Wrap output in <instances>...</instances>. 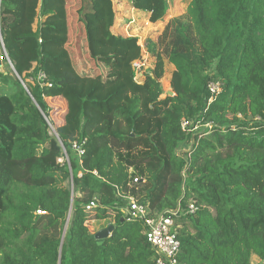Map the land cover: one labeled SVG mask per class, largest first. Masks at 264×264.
Returning <instances> with one entry per match:
<instances>
[{
    "label": "trees",
    "instance_id": "1",
    "mask_svg": "<svg viewBox=\"0 0 264 264\" xmlns=\"http://www.w3.org/2000/svg\"><path fill=\"white\" fill-rule=\"evenodd\" d=\"M138 4L154 23L168 11L167 0ZM111 5L0 0V47L27 86L0 69L14 91L0 90V264H156L144 222L125 218L120 194L150 215L196 204L168 212L180 264L264 260V0H192L149 43L177 70L172 95L150 71L141 93L129 87L122 69L139 39L113 31ZM210 82L222 85L211 102ZM48 99L64 103L57 126ZM184 118L212 128L189 133ZM91 214H114L110 237L95 238Z\"/></svg>",
    "mask_w": 264,
    "mask_h": 264
},
{
    "label": "rangeland",
    "instance_id": "2",
    "mask_svg": "<svg viewBox=\"0 0 264 264\" xmlns=\"http://www.w3.org/2000/svg\"><path fill=\"white\" fill-rule=\"evenodd\" d=\"M111 1V12L114 19L113 31L124 37H137L139 39V48L126 60L129 61V68L125 69L123 66L122 69L123 78L127 81L129 87L132 90L141 93L143 82L140 79V76L143 72L150 71L153 75H156L159 78L165 93L172 92L175 94L179 85L175 66L161 53L160 48H157V52L150 49L149 43L158 42L159 37L164 32L167 25H169L174 19L180 18L186 14L192 0H167V14L161 21L156 23L150 21L149 13L138 4V0ZM0 56L6 58L3 47H0ZM6 61L7 62L3 65L5 74L13 80H19L23 86H26L14 72L12 63L7 58ZM132 72H134V75H131ZM12 87L13 84L7 85L0 78V90L2 92H14ZM246 101L247 99H243L235 103L234 109L239 115H242L240 108L245 105ZM48 105L51 107L50 119L54 121L56 124L55 126H57L62 121L64 103L62 101L48 99ZM144 110L149 114L153 113V107L151 105L149 107L144 106ZM55 126L52 130L56 128ZM207 133H209V131L206 132V134ZM194 142L195 140L192 139L189 143H186L185 145L182 144L181 146L187 148H181V146H179L177 152L183 153L190 151ZM113 222L114 214L107 220H97L94 215L91 214L86 224L91 233L95 234L101 229L108 227ZM253 264H264V260L257 256H253Z\"/></svg>",
    "mask_w": 264,
    "mask_h": 264
},
{
    "label": "built area",
    "instance_id": "3",
    "mask_svg": "<svg viewBox=\"0 0 264 264\" xmlns=\"http://www.w3.org/2000/svg\"><path fill=\"white\" fill-rule=\"evenodd\" d=\"M2 47L5 51L6 58L10 61L5 46L3 45ZM0 58L3 60V56H0ZM39 78L44 79L45 75L40 73ZM208 88L211 92V97L209 99V102H211L220 93L222 85L220 82H210ZM182 128L192 134L203 133L205 129L212 128V123L208 122L201 125L195 123L194 119L184 118L182 120ZM185 144L186 143H184V145ZM74 148L79 154L84 153L82 147L77 143H74ZM181 148L187 147L181 146ZM138 180L139 179H136V181ZM119 198L124 203L119 208L124 213L127 220H141L144 222L146 238L157 253L156 264H180L178 255L181 249V242L177 236V227L175 226L174 217L168 214L170 211L162 212L157 215H150L145 202L138 199L134 195L120 194ZM95 206L96 201H93L87 208L90 210ZM196 210V204L194 202H190L187 207L179 205L175 211L170 213L173 215H179L181 213H195Z\"/></svg>",
    "mask_w": 264,
    "mask_h": 264
},
{
    "label": "water",
    "instance_id": "4",
    "mask_svg": "<svg viewBox=\"0 0 264 264\" xmlns=\"http://www.w3.org/2000/svg\"><path fill=\"white\" fill-rule=\"evenodd\" d=\"M12 68L14 69V66L13 65H12ZM0 69L3 71V60H2V58H0ZM17 76H18V74H17ZM24 88L27 89L26 86H24ZM170 94L172 95L174 93L170 92ZM70 211H71V209H70ZM67 225L68 224H66L65 231H64V235L66 233ZM114 228H115V225L113 223L110 224L108 227H106L104 229H101L100 231H98L97 233H95V238L97 240H104V239L110 237L111 234H112V232H113V230H114Z\"/></svg>",
    "mask_w": 264,
    "mask_h": 264
}]
</instances>
